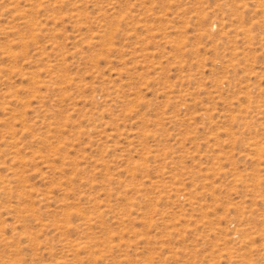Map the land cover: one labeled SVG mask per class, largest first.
<instances>
[{
    "label": "rangeland",
    "instance_id": "obj_1",
    "mask_svg": "<svg viewBox=\"0 0 264 264\" xmlns=\"http://www.w3.org/2000/svg\"><path fill=\"white\" fill-rule=\"evenodd\" d=\"M0 264H264V0H0Z\"/></svg>",
    "mask_w": 264,
    "mask_h": 264
}]
</instances>
